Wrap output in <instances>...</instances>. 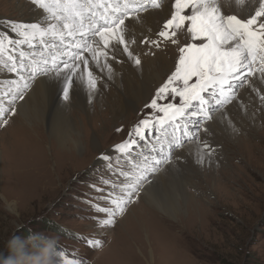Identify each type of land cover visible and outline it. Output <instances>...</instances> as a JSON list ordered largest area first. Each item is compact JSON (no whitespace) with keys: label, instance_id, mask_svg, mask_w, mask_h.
Returning <instances> with one entry per match:
<instances>
[{"label":"rangeland","instance_id":"rangeland-1","mask_svg":"<svg viewBox=\"0 0 264 264\" xmlns=\"http://www.w3.org/2000/svg\"><path fill=\"white\" fill-rule=\"evenodd\" d=\"M171 1L159 0L161 8ZM20 2L36 8L31 0H0V22H26L16 8ZM10 34L18 37L17 33ZM185 42H190L189 35L184 41L167 45L171 70L164 73L156 85L149 86L146 99L137 102L132 112L121 113L120 105H116L118 117L111 114L109 99L114 101L116 94L120 96L119 90L100 74L102 69L91 55H85L87 73L83 64L80 71L85 82L88 73L95 79L96 90L90 87L89 92L104 94L99 104L89 103V112L85 115L77 105L72 106L70 100H64L62 85L59 95L53 93L55 103L60 101L69 106L67 112L75 119L81 136L86 135L87 148L84 150H72L68 155L60 153L55 145L51 151L47 150L51 140L44 134L46 124L42 132L37 122L27 124L16 108L14 113L6 112L0 118V249L12 236L24 239L33 233H44L58 238L60 250L66 251L69 258L81 259L83 264H264V114L261 116V101H255L259 96L253 91L246 94L248 100L241 96L237 103L243 107V111L238 109L241 113H250L257 118V125H249L235 108L227 107L226 115H230L227 117L241 133L237 139L222 134L221 126H216L214 119L207 127L205 121L198 125L195 139L185 138L182 147L173 149L169 163L162 165L151 178L152 183L160 173H165L167 180L163 185L173 183L170 167L183 178L179 183L195 199L181 204L183 208L176 219L158 210L141 191L125 213L115 217L114 224L99 226V221L107 215L96 209L111 206L107 201L98 200L99 193L95 192V187H109L98 183L106 176V162L99 156L111 154L114 146L127 140L139 121L153 112L145 105L151 103L156 90L174 71L178 48ZM20 47L23 50L26 47L28 54L27 45ZM35 49L38 51L39 47ZM122 55L127 63L123 50ZM100 61L107 62L103 57ZM124 62L122 69L131 68ZM122 69L120 75L124 74ZM0 73L5 74V79L0 77L2 90L9 82V75L2 67ZM132 78L135 83L136 78ZM76 81L82 84L81 79ZM81 88L85 89L83 85ZM109 91L114 93L109 94L111 98L107 95ZM72 93L70 99L74 96ZM0 101L5 108L10 106L8 99L1 95ZM174 102L178 103L179 98ZM221 117L226 121L225 115ZM4 119L7 124L3 123ZM32 126H35L36 136L31 134ZM189 142H194L198 148L193 151L195 160L183 150ZM1 194L8 197L14 211L8 209ZM89 240H98L100 244L92 247Z\"/></svg>","mask_w":264,"mask_h":264},{"label":"snow or ice","instance_id":"snow-or-ice-1","mask_svg":"<svg viewBox=\"0 0 264 264\" xmlns=\"http://www.w3.org/2000/svg\"><path fill=\"white\" fill-rule=\"evenodd\" d=\"M31 2L41 11L42 21L13 23L15 40L0 33V67L17 76L8 82L4 94L10 96V106L5 108L0 101V118L15 112L11 105L17 99L24 101L40 76L54 75L62 83L64 100H69L76 80L84 78L81 63L87 70L85 52L99 65L101 57L107 61L122 48L128 60L139 66L141 59L131 47L137 43L131 36L132 22L140 23L142 13L160 7L159 0ZM230 7L235 11H225ZM246 7L251 8L250 14H238ZM171 9L158 37L177 44L186 29L190 42L178 48L174 71L145 105L153 112L140 120L111 154L99 156L106 162V176L98 183L109 187H93L99 193L97 199L111 205L96 209L107 215L99 221L101 228L111 226L116 216L125 213L161 166L169 163L174 148L182 147L185 138L195 139L198 125L213 119L216 112L223 116L227 107L239 100L242 88L256 92L264 102V92L255 83L258 79L264 84V0H172ZM140 43L160 46L158 40L147 37ZM21 45L39 47V52L26 54ZM87 75L89 87L95 88V79L91 73ZM177 97L178 103L174 102ZM165 100L168 102L158 103ZM88 243L92 247L100 244L98 240ZM58 251L63 264H83L79 258H69L59 245Z\"/></svg>","mask_w":264,"mask_h":264},{"label":"bare ground","instance_id":"bare-ground-1","mask_svg":"<svg viewBox=\"0 0 264 264\" xmlns=\"http://www.w3.org/2000/svg\"><path fill=\"white\" fill-rule=\"evenodd\" d=\"M171 4L172 1L168 2L167 5L163 6L162 8L160 6L159 10H157L158 8H150L147 12L141 14L142 21L140 23L132 22L133 31L131 33V36L135 38L137 43L133 44L131 47L134 50L135 54L138 55L141 59V64L139 66H137L133 61L128 60L127 63L131 65V68L130 66H128L129 68L122 69L123 62L125 59V56L124 58H122L123 57L122 49H119L117 53H115L116 58L115 57H112L113 59L109 58L108 59L109 61L107 60V62H105L104 64L102 61H100L99 65H97L99 68L102 69L100 71L101 72L100 74H102V76L104 75L105 78H107L108 81L112 82L116 86L117 90H119L118 94H120V96L119 95L117 96L116 94L114 101H111L109 99L110 105L109 104L108 105L111 107V114L113 116L118 117L119 114L117 111L118 109H115L116 105H120L121 113H127L129 111L132 112V110H134V107H136L135 105L137 104V102L139 103V101L141 102V100L146 99L147 94L150 92L149 86L151 87L153 83L156 85L161 80L162 78L161 76L164 73H168L171 70V64H170L171 59H169L167 52V50H169L168 46L171 44V42H169L168 44V41L171 40L163 41L162 38H159L157 35L158 31L163 30L162 21L163 20L165 21L171 16V11H170ZM16 8L18 11L21 12L23 19L26 20V22H20V23L16 21L17 24H32V23H40L42 21V13L39 9L32 6L29 7L28 5L25 6L22 4V2H20ZM186 11H188L190 14V10H186ZM225 11H235V9H232L230 7L228 9H225ZM250 13H251L250 7H246L245 9L239 10L238 12V14L245 16ZM25 16H29V18L27 19V17L25 18ZM2 21L0 22V33L7 34L10 39L13 40L17 39L18 37H14L13 35L10 34V32H13L11 29V25L13 24V22L11 23L9 22V24H7V23H2ZM187 36L188 35L185 30L184 34L179 37V40L184 41L187 39ZM145 37L149 39L158 40V42H160V46L156 47L155 45H149L146 47L143 43H140V41L144 40ZM25 48L26 47H24V51H26ZM33 49L29 48L28 53H31L30 50ZM35 52L38 53L39 50L36 51L35 49ZM87 54L88 53L86 52L83 53L84 56ZM156 54L159 55L158 56L159 58L157 57ZM124 63L127 65L126 62ZM105 64H107L108 67H105ZM89 65L91 64L89 63ZM120 69L123 70V73L125 75L119 74ZM7 74L9 75L8 81L17 79L16 74H12L9 72ZM4 76L5 74L2 75L0 73L1 78H3ZM132 77L136 78L135 83L131 80L133 79ZM3 79H5V77ZM77 82L78 81L75 82V84L71 89V91L73 92L72 94L74 96L72 99L69 100L70 103L72 102V106L77 105L85 115H88L89 103H93L95 101L97 104H99L100 98L102 97V95L104 96V94H100L99 92H94V91L89 92L90 90L89 84L87 81L85 82L84 79H81L80 83L82 84L80 85ZM255 83H256V87L260 89L261 92H264V84H261L258 79L255 81ZM7 85L8 83L6 84V86L2 87V90H0V95L1 98L2 97L7 98L9 101L10 96L4 95L8 91ZM60 85H62V83L58 81L54 77V75L47 77L46 76L37 77V79L32 84V87H30L27 93L25 94L26 99L24 101L17 99L14 104L15 105L14 108H16L20 112L21 118H23V120L26 121L27 124L32 125L34 122L35 123L37 122L38 125L40 126V129H42V132H44V124H46L45 127L47 131L44 134L51 140V142L47 144L48 145L47 150L51 151L52 145H55L56 149L59 150L60 153L62 154L67 153L68 155V154H72V150L80 151V150H84V148L86 149L87 141H86V135L81 136L79 127L75 119H73V116L70 115L69 112H67L68 110L67 108L69 106L60 101H59L60 104L59 102L55 103V101L53 100V96H54L53 93H57V95H59V93L61 92ZM82 85L85 87V89L81 88ZM94 90H96V88ZM251 91H252L251 89L246 88L245 91L239 93V97L242 96L245 100H248L246 94L250 93ZM109 94H114V93L109 91L107 95ZM258 100L259 99L255 101L258 103ZM237 102H234L233 104L229 105L228 108H230V110L235 108V111L237 110L239 113H241L239 110L243 111L242 109L243 107L241 106V104H239L238 106ZM261 105H262L261 116H263L264 102H261ZM241 114L240 115L246 119L249 125L252 126L257 125L258 123L257 118L253 114L244 113V112ZM224 115L226 121H224V119L221 117L222 115L220 112H216V114L213 115L214 124L216 122V126L217 125L221 126L222 128L221 133L225 134V136H229L232 139H237V136L241 135V133H238L236 129L233 127L232 120L228 118L230 115L229 116L226 115V112ZM211 120L205 122L206 127L212 125L210 124ZM98 121H100L99 118ZM34 127L35 126H32L30 128L31 134L33 135H35ZM6 142L7 141H5L4 143L6 144ZM93 143L95 145V148H97L95 139L93 140ZM183 150L187 152L189 155H192L191 157L192 159L194 160L196 159L195 155H193L196 153H193V151L195 152L196 150H198V148L197 146H195L194 142L191 143L189 142L188 145L183 147ZM2 160L3 158L1 156V163ZM209 165L211 166V164ZM169 170H170V176L175 180L173 183L170 184L168 183L167 186L166 185L164 186L163 184L164 182H166L167 176L165 175V173L162 174L160 173L155 178V181H153L150 184H147L144 187V190H142V194L143 197L149 202H151L158 210L172 217L173 219H176V215L183 208L181 204L183 203L185 204L190 199L193 201L195 198L193 197L192 194L185 191L184 185L180 184L181 182L179 183L182 177L179 174H177L178 172L175 171L174 167H170ZM209 172L211 173V171ZM204 175L211 177V175L206 173H204ZM1 197L4 203L7 205L8 209L14 211L13 208L14 205L10 203L8 197H6L3 194H1Z\"/></svg>","mask_w":264,"mask_h":264},{"label":"clouds","instance_id":"clouds-1","mask_svg":"<svg viewBox=\"0 0 264 264\" xmlns=\"http://www.w3.org/2000/svg\"><path fill=\"white\" fill-rule=\"evenodd\" d=\"M0 264H63L58 238L44 233H33L24 239L12 236L0 249Z\"/></svg>","mask_w":264,"mask_h":264}]
</instances>
